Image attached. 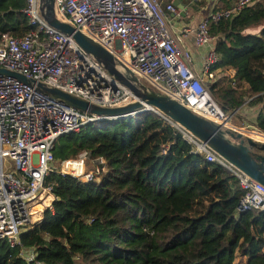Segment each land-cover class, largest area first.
Returning a JSON list of instances; mask_svg holds the SVG:
<instances>
[{
  "label": "trees",
  "instance_id": "obj_1",
  "mask_svg": "<svg viewBox=\"0 0 264 264\" xmlns=\"http://www.w3.org/2000/svg\"><path fill=\"white\" fill-rule=\"evenodd\" d=\"M230 1L214 0L210 12ZM24 5L0 0V35L35 29ZM206 31L214 37L211 69L219 70L209 93L226 114L257 107L251 124L264 130V0L208 19ZM82 150L101 157L105 172L80 182L50 171L49 208L19 234V245L0 242V264H233L236 256L264 264V210L237 211L243 191L236 179L190 153L154 114L84 125L58 137L52 155L59 162Z\"/></svg>",
  "mask_w": 264,
  "mask_h": 264
},
{
  "label": "built area",
  "instance_id": "obj_2",
  "mask_svg": "<svg viewBox=\"0 0 264 264\" xmlns=\"http://www.w3.org/2000/svg\"><path fill=\"white\" fill-rule=\"evenodd\" d=\"M251 0H236L230 7L209 12L193 30L195 47H207L200 73L190 63L173 33L174 20L183 10L161 0H54V15L105 49L148 88L177 101L199 117L228 133H240L264 144V130L251 123L232 124L207 85L218 77L207 20L228 18ZM21 12L35 29L22 37L0 35V68L21 75L32 84L0 74V242L19 245V234L49 208L53 196L44 185L50 171L80 182L98 181L106 170L101 157L82 150L75 157L54 160V141L87 124L112 121L65 105L36 87L54 88L100 108L136 100L133 93L110 76L74 40L49 26L39 13V0H25ZM232 77L233 71H227ZM168 125L204 163L216 164L232 175L243 191L237 211L264 210V186L255 182L210 150L185 128L155 108L144 106ZM131 113L130 116L135 115ZM139 126L142 127L140 124ZM167 145L161 148L164 154ZM39 211L32 213L34 205ZM35 218V219H34ZM29 259H31L29 257Z\"/></svg>",
  "mask_w": 264,
  "mask_h": 264
},
{
  "label": "water",
  "instance_id": "obj_3",
  "mask_svg": "<svg viewBox=\"0 0 264 264\" xmlns=\"http://www.w3.org/2000/svg\"><path fill=\"white\" fill-rule=\"evenodd\" d=\"M53 3L54 0H39V13L44 21L57 31L70 36L84 52L90 54L98 63H100L110 76L126 86L133 93L136 100L119 107L100 108L89 105L83 100L54 88L37 83L36 87L39 90L60 100L67 106L95 116L113 117V120L131 117V113H137V111L141 110L144 106L155 108L164 116L189 131L199 141L204 143L210 150L230 165L238 169L250 179L264 186L263 143H258L250 138L242 137L240 133H228L227 131L222 130L218 125L194 114L177 101L148 88L105 49L68 23L60 21L54 15ZM172 3L179 10L184 9L179 0H173ZM0 74L14 77L28 85L32 84L31 80H27L21 75L8 72L1 68ZM253 149L255 152L252 151Z\"/></svg>",
  "mask_w": 264,
  "mask_h": 264
},
{
  "label": "crops",
  "instance_id": "obj_4",
  "mask_svg": "<svg viewBox=\"0 0 264 264\" xmlns=\"http://www.w3.org/2000/svg\"><path fill=\"white\" fill-rule=\"evenodd\" d=\"M194 0H179V2L185 7L186 13H182L177 19L174 20L173 33L175 34L178 44L183 48L189 51L190 53V63L195 72L200 73L202 67V61L206 55L207 47H195L192 41L193 30L198 23V21L204 17H201L199 12H192V4ZM198 1V0H196ZM207 6L212 9V3L214 0H205ZM196 6V4H195ZM206 6V8H207ZM205 7H200V10L206 9ZM229 71V70H228ZM257 107L255 106H246L238 109L236 114L244 115V118L240 117V123H252L253 118ZM243 112V113H242ZM232 122V120H231ZM240 125V124H239Z\"/></svg>",
  "mask_w": 264,
  "mask_h": 264
},
{
  "label": "rangeland",
  "instance_id": "obj_5",
  "mask_svg": "<svg viewBox=\"0 0 264 264\" xmlns=\"http://www.w3.org/2000/svg\"><path fill=\"white\" fill-rule=\"evenodd\" d=\"M215 1H217V0H215ZM235 0H231L230 1V3H233ZM229 3V4H230ZM206 6H207V3H206V1L205 0H198V3L196 4V6H192V12H199L200 14H201V17H204L205 15H207L211 10H210V7L209 6H207V8H206ZM200 7H205L206 9H204V10H200ZM141 82L142 83H144V84H146V81H144V80H141ZM236 112L237 111H235V113L232 115V117H231V120H232V124H234V125H236V126H238L239 124H241L240 123V117L241 118H244V115L242 114V116L240 115V114H236ZM243 113V112H242ZM41 214L42 213H40V215H39V218L38 219H35L34 220V222L32 223V224H34V223H36V222H38L39 221V219L41 218ZM32 224H30V226L32 225ZM29 226H26L24 229H23V231L24 230H26L27 228H28ZM262 252L264 253V248L262 249ZM31 255V254H30ZM26 257H28L29 255H25ZM28 260H29V257L27 258ZM246 262V257H243V256H236L235 258H234V261H233V264H244Z\"/></svg>",
  "mask_w": 264,
  "mask_h": 264
},
{
  "label": "bare ground",
  "instance_id": "obj_6",
  "mask_svg": "<svg viewBox=\"0 0 264 264\" xmlns=\"http://www.w3.org/2000/svg\"><path fill=\"white\" fill-rule=\"evenodd\" d=\"M40 208H41V206L36 204V205H34V206L32 207L31 211H32V213H35V212L39 211Z\"/></svg>",
  "mask_w": 264,
  "mask_h": 264
}]
</instances>
